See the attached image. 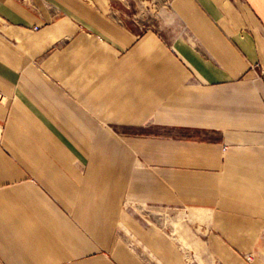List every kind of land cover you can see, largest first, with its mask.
Returning a JSON list of instances; mask_svg holds the SVG:
<instances>
[{
    "label": "crops",
    "instance_id": "obj_1",
    "mask_svg": "<svg viewBox=\"0 0 264 264\" xmlns=\"http://www.w3.org/2000/svg\"><path fill=\"white\" fill-rule=\"evenodd\" d=\"M137 6L0 0V264H264V0Z\"/></svg>",
    "mask_w": 264,
    "mask_h": 264
},
{
    "label": "rangeland",
    "instance_id": "obj_2",
    "mask_svg": "<svg viewBox=\"0 0 264 264\" xmlns=\"http://www.w3.org/2000/svg\"><path fill=\"white\" fill-rule=\"evenodd\" d=\"M169 0H136L137 7H130L127 22L140 29L152 28L168 35L172 30L179 29L168 10ZM253 260V254L246 259Z\"/></svg>",
    "mask_w": 264,
    "mask_h": 264
},
{
    "label": "built area",
    "instance_id": "obj_3",
    "mask_svg": "<svg viewBox=\"0 0 264 264\" xmlns=\"http://www.w3.org/2000/svg\"><path fill=\"white\" fill-rule=\"evenodd\" d=\"M247 260H248V261H250V260H251V258H248Z\"/></svg>",
    "mask_w": 264,
    "mask_h": 264
}]
</instances>
